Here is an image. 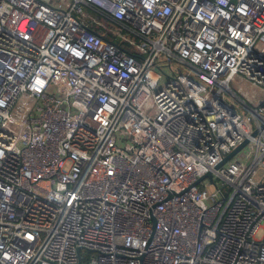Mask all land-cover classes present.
<instances>
[{
	"label": "built area",
	"instance_id": "obj_1",
	"mask_svg": "<svg viewBox=\"0 0 264 264\" xmlns=\"http://www.w3.org/2000/svg\"><path fill=\"white\" fill-rule=\"evenodd\" d=\"M260 231L264 0H0V264H264Z\"/></svg>",
	"mask_w": 264,
	"mask_h": 264
},
{
	"label": "water",
	"instance_id": "obj_2",
	"mask_svg": "<svg viewBox=\"0 0 264 264\" xmlns=\"http://www.w3.org/2000/svg\"><path fill=\"white\" fill-rule=\"evenodd\" d=\"M256 133L254 134V136ZM248 144V141L246 140L240 147H238L236 150H234L229 156H227L224 161L218 166V168L222 167L225 165L228 161H230L233 157H235L244 147H246ZM205 178H208L212 181V175L208 174L205 177L199 179L198 183L202 182ZM155 222V221H154Z\"/></svg>",
	"mask_w": 264,
	"mask_h": 264
},
{
	"label": "rangeland",
	"instance_id": "obj_3",
	"mask_svg": "<svg viewBox=\"0 0 264 264\" xmlns=\"http://www.w3.org/2000/svg\"><path fill=\"white\" fill-rule=\"evenodd\" d=\"M112 26H114V25H112ZM126 34H128V35H130V37L134 38V36H133L132 34L128 33V32H126ZM231 88H232L233 91H235V90L238 88V86H237L236 84H233V85H231ZM227 96H228V95H227ZM229 96L231 97L230 94H229ZM231 98H232V97H231ZM233 103H234L235 105L239 104L237 100H234ZM241 109H242V111H243L244 113H247V110H246L245 108L241 107ZM263 234H264V231H260V232L258 233V235L256 236V238H257V239H261L262 236H263Z\"/></svg>",
	"mask_w": 264,
	"mask_h": 264
},
{
	"label": "bare ground",
	"instance_id": "obj_4",
	"mask_svg": "<svg viewBox=\"0 0 264 264\" xmlns=\"http://www.w3.org/2000/svg\"><path fill=\"white\" fill-rule=\"evenodd\" d=\"M244 87V89H246V86H243ZM246 93H248L247 91H246ZM247 95V94H246ZM248 95H250V94H248ZM251 97H253V96H255L256 98H258V94H252V95H250Z\"/></svg>",
	"mask_w": 264,
	"mask_h": 264
}]
</instances>
